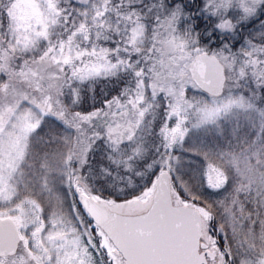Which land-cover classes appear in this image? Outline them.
Here are the masks:
<instances>
[{
  "label": "snow or ice",
  "instance_id": "snow-or-ice-1",
  "mask_svg": "<svg viewBox=\"0 0 264 264\" xmlns=\"http://www.w3.org/2000/svg\"><path fill=\"white\" fill-rule=\"evenodd\" d=\"M0 264H264V0H0Z\"/></svg>",
  "mask_w": 264,
  "mask_h": 264
}]
</instances>
